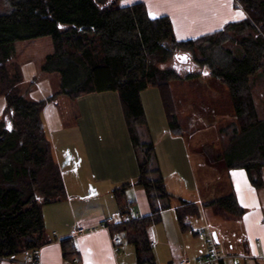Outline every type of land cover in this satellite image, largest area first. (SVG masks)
I'll use <instances>...</instances> for the list:
<instances>
[{
	"label": "trees",
	"instance_id": "1",
	"mask_svg": "<svg viewBox=\"0 0 264 264\" xmlns=\"http://www.w3.org/2000/svg\"><path fill=\"white\" fill-rule=\"evenodd\" d=\"M246 19L223 30L186 42L176 40L168 17L152 19L144 4L121 7L119 0H0V97L6 109L0 119V259H15L49 244L43 205L66 198L60 169L46 135L43 110L46 101L28 99L21 85L22 70L7 64L19 42L49 37L54 52L41 70L61 76V94L77 99L91 93L119 94L131 141L139 152L137 186L149 201L169 199L158 170L153 167L155 147L144 144L138 129L147 126L141 94L157 88L171 134L183 136L171 83L181 78L166 65L182 53H199V64L209 69L232 102L234 133L228 145L213 156L203 148L208 164L224 163L227 170H245L256 190L264 189V122L258 118L251 79L264 74V0H235ZM191 60V58H190ZM202 67V68H203ZM152 166V170H151ZM157 175L151 180L150 175ZM123 186L115 192L121 216L128 214ZM177 209L182 230L201 209L181 202ZM219 221L243 216L233 193L204 204ZM160 213L117 227L135 247L137 264H157L149 240ZM66 257L77 256L70 240L62 242Z\"/></svg>",
	"mask_w": 264,
	"mask_h": 264
},
{
	"label": "crops",
	"instance_id": "2",
	"mask_svg": "<svg viewBox=\"0 0 264 264\" xmlns=\"http://www.w3.org/2000/svg\"><path fill=\"white\" fill-rule=\"evenodd\" d=\"M137 3L145 5L152 19L168 17L178 42L221 31L228 24L246 19L245 12L235 7V0H119L121 7ZM15 50L13 62L22 70L24 81L21 88L25 96L42 102L56 95L55 101L46 103L43 121L63 179L66 198L43 209L46 234L48 231L50 235L47 236L49 244L38 251V263L137 264L135 247L132 245L133 249L120 250L125 237L114 233L117 229L114 225L122 218L115 192L126 185L129 187L125 191V206L133 220L150 217L153 209L161 215L159 225L151 228L150 239V244L154 242L152 250L156 251L157 264H180L182 261L195 264L198 259L206 257L209 244L197 237L196 230L203 226L200 223L202 217L208 225V209L203 206L214 199L209 194H202L189 145L183 136L171 134L159 100L156 118L148 117L144 97L154 90L147 89L141 94L148 124L138 132L144 144L151 143L155 147L153 167L159 171L170 198L154 199L151 203L143 188L137 186L140 156L133 147L119 94L91 93L74 99L78 107L76 121L74 124L66 123L64 109L68 108L63 103L69 97L60 93L58 80L61 76L41 70L46 57L54 52L51 38L19 42ZM25 56L33 59H22ZM33 80L34 88L28 86ZM5 109L6 100L0 98V119ZM59 149H62L60 155ZM228 175L231 184L229 194L235 195L244 214L232 222L219 221L214 217L216 223L231 225L235 231V238L229 239L226 232H222L223 228L220 229L223 245L221 251L217 246L222 259L218 264H264V189L256 190L245 170H229ZM150 177L153 181L158 178L154 174ZM183 201L188 206L195 205L201 209L200 217L187 220L190 227L184 231L177 216V209L182 207ZM166 218L172 220L171 227L166 225ZM79 227L84 228L82 234L75 233ZM205 230L212 233L209 228ZM214 231L218 228L215 227ZM215 234L218 243L219 236L217 232ZM115 237L121 240L118 246L113 243ZM67 240L77 250V256L73 258L66 257L63 251L62 242ZM32 255L15 260L21 261ZM0 264L12 263L3 259Z\"/></svg>",
	"mask_w": 264,
	"mask_h": 264
},
{
	"label": "rangeland",
	"instance_id": "3",
	"mask_svg": "<svg viewBox=\"0 0 264 264\" xmlns=\"http://www.w3.org/2000/svg\"><path fill=\"white\" fill-rule=\"evenodd\" d=\"M179 55H186L187 58H191L190 62L187 64H180V62L176 59L167 63L166 68L174 70L181 78L180 80L171 83V90L177 108V115L179 116L180 123L182 125L184 134L183 137L187 141L191 154L193 155L192 159L196 164L195 167L201 182L202 194H209L212 199L224 197L229 195V188L231 189L228 175L229 170L225 168L224 163L220 166L208 164L202 151L206 145H208V147L213 145V148L208 149V151L213 156H217L235 135L233 126L235 120L232 114V102L230 100V95L225 86L219 85L215 77L211 75L209 76V69L199 64V61L203 60V57L199 53L193 55L192 53L188 54L182 52ZM24 58L27 61L33 59L32 56L22 57V59ZM13 59L7 64L8 69L11 72H13L16 66H18L16 62H13ZM35 80L32 81L33 83L28 84V86L34 88ZM38 81L40 82V80ZM42 82L43 80L41 83ZM61 83L62 79H59L58 84H60V87ZM53 84H55V82H53ZM250 85L256 104L258 118L264 122V74L262 72L257 73V75L251 79ZM149 90L154 91L150 95L149 93H146L144 97L148 117L154 119L156 118L155 111L157 110V100H159V103L163 108V116L166 118L158 89L151 87ZM74 101L75 100L69 98L63 103V105L68 108L64 109V120L66 123L74 124L76 121L75 119L77 117L78 107L76 101ZM91 103L94 105V102ZM61 152L62 149H59V155ZM172 202L176 203L175 201ZM47 206L48 205H43V209ZM206 214L208 218V225H205L202 217L200 219V223L203 225L201 230L209 228L212 231V234L217 232L219 236L217 246L218 250L221 251L223 242L221 240L222 237L220 229L223 228L222 232H226V236L229 239L235 238V231L231 225L225 226L223 225V222L216 223V220L214 219V216L211 215L210 210H208V212L206 211ZM172 220L166 218V225L168 227H171ZM157 225L153 227H156ZM215 227L218 228V231H214ZM152 231L153 229L149 232V240L151 239ZM49 235L50 233L47 231V236ZM232 246L235 247L236 245L232 244ZM123 248L133 249L134 247L126 239H124L122 240L120 250ZM227 248L228 250L231 249L229 245ZM153 254L157 258L155 250ZM11 263L15 264L13 262Z\"/></svg>",
	"mask_w": 264,
	"mask_h": 264
},
{
	"label": "built area",
	"instance_id": "4",
	"mask_svg": "<svg viewBox=\"0 0 264 264\" xmlns=\"http://www.w3.org/2000/svg\"><path fill=\"white\" fill-rule=\"evenodd\" d=\"M133 221V218L129 215L126 214L124 215L120 221H118L114 226H119V225H123L125 223L131 222ZM107 229H110L111 226H106ZM84 232V228L79 227L77 228L76 232L77 234H82ZM196 235L198 238L205 240L208 244H209V250L208 253L206 255V257L198 259L197 260V264H218L222 261L221 257L218 255L217 252V243L214 240L213 234L209 231L206 230H198L196 231ZM121 240L118 237H115L113 240V243L115 244V246H118L120 244ZM151 247L154 246V242L150 244ZM77 252V250H76ZM3 259H0V261H2ZM11 262L15 263V264H39L38 262V251L34 252L32 256H27L25 257L23 260L19 261V260H15V259H11ZM180 264H189L187 261H182L180 262Z\"/></svg>",
	"mask_w": 264,
	"mask_h": 264
},
{
	"label": "water",
	"instance_id": "5",
	"mask_svg": "<svg viewBox=\"0 0 264 264\" xmlns=\"http://www.w3.org/2000/svg\"><path fill=\"white\" fill-rule=\"evenodd\" d=\"M176 58L181 64H187L189 61L186 55H178ZM213 237L217 242V235L215 233L213 234Z\"/></svg>",
	"mask_w": 264,
	"mask_h": 264
},
{
	"label": "flooded vegetation",
	"instance_id": "6",
	"mask_svg": "<svg viewBox=\"0 0 264 264\" xmlns=\"http://www.w3.org/2000/svg\"><path fill=\"white\" fill-rule=\"evenodd\" d=\"M189 62H190V60H189Z\"/></svg>",
	"mask_w": 264,
	"mask_h": 264
}]
</instances>
